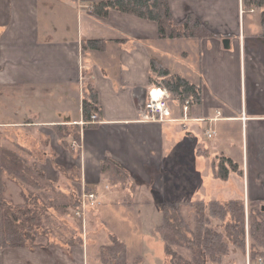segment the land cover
Here are the masks:
<instances>
[{"label": "crops", "instance_id": "crops-1", "mask_svg": "<svg viewBox=\"0 0 264 264\" xmlns=\"http://www.w3.org/2000/svg\"><path fill=\"white\" fill-rule=\"evenodd\" d=\"M100 1L0 0V109L9 115L0 120V149L27 147L59 189L97 195L83 217L43 211L37 246L4 247L1 203L24 204L34 189L0 168V264H101L110 234L127 245L129 264H164L152 244L164 221L158 200L264 204V36L262 25L246 30V13L261 8L169 0L176 20L194 14L217 36L167 39L153 20L114 9L97 14ZM90 40L104 47L84 51ZM153 60L200 85L202 102L186 109L169 98L166 119L144 120L150 90L161 88L150 83ZM85 79L98 91L96 123L84 124ZM221 155L243 175L216 178ZM104 161L125 179L102 172Z\"/></svg>", "mask_w": 264, "mask_h": 264}, {"label": "trees", "instance_id": "trees-1", "mask_svg": "<svg viewBox=\"0 0 264 264\" xmlns=\"http://www.w3.org/2000/svg\"><path fill=\"white\" fill-rule=\"evenodd\" d=\"M243 1L245 7L261 8L262 36H264V0ZM113 9L157 22L161 38L203 40L217 36L194 14H188L184 19L176 20L169 0H103L95 4L93 10L105 16ZM103 47L104 42L90 40L84 44L83 50ZM150 83L168 90L172 99H178L183 103L202 102L203 93L200 85L192 83L182 75L170 73L156 60L152 61ZM82 108L86 121H89L93 114L100 117L102 113L98 91L91 80L83 81ZM69 133L78 137L80 132L74 130ZM20 149L25 155L2 147L0 168L7 176L14 178L27 188H33L34 191L26 195L27 202L24 204L13 206L7 202L1 203V242L4 247L37 246L43 211L53 208L61 215L73 212L76 214L82 202L80 194L66 193L57 187L55 181L48 178L46 170L41 167L38 158L30 149L23 146H20ZM101 170L110 174L114 181L125 179V172L111 161H104ZM231 172L243 175L239 163L232 157L221 155L219 160L213 161V173L216 178L226 181ZM38 201H42V204ZM157 205L164 216V221L158 230L162 233L167 246L168 259L172 260L177 256L183 264H224L232 247L241 249L247 255L246 229L249 223V234L253 241V250L251 249L249 254L252 251L251 258L260 257L263 260L264 211L262 207L264 204L262 201H251L248 209L244 199L190 200L172 203L158 200ZM183 207L194 211L192 224L186 219ZM179 218L180 221L177 223L176 220ZM183 228H186L191 236H188ZM81 239H75V242L80 243ZM110 239L111 243L100 249L101 264H129L127 245L115 235L110 234ZM175 247L186 249L189 257L186 259L177 254ZM140 261L141 259L138 258L137 264H140Z\"/></svg>", "mask_w": 264, "mask_h": 264}, {"label": "rangeland", "instance_id": "rangeland-1", "mask_svg": "<svg viewBox=\"0 0 264 264\" xmlns=\"http://www.w3.org/2000/svg\"><path fill=\"white\" fill-rule=\"evenodd\" d=\"M246 16H247V20L249 21L246 24V27H247L246 30H249L250 27H254L255 28L254 30L259 31L261 28V13L258 11L256 13L247 12ZM6 112L7 111H4V109H0V120L1 121H7L8 120L9 115H7L8 113H6ZM4 130L6 131L7 128H4ZM5 136H7V134ZM228 148L230 149V147H228ZM19 152L22 153V155H25L24 152H22V151H19ZM51 211H52L51 209L50 210L48 209V213H50ZM183 213H184L186 219L189 220V222L192 224L194 211L191 209L190 210L189 209H183ZM161 214H163L162 211H161ZM54 215H57V214H54ZM258 219H259V217H258ZM179 221H180V218L176 220L177 223H179ZM248 222H249V220L247 217V223ZM248 224H247V229H246L247 255L241 249H237L235 247H232V251H231L230 255L226 257L224 264H264V258H263V260L260 257L257 259L251 258L252 257V251L249 254V251L252 249L253 241H252L250 234H249ZM219 228H220V225H219ZM221 229L223 230L222 227H221ZM183 231L186 232L188 236H191L190 232L187 231L186 228H183ZM152 239H153L152 244L154 246V251L157 252L158 258H161L165 262L164 264H183L177 256L174 257L172 260L168 259L167 246H166L164 239L162 237V233L158 230L157 227L153 231ZM174 250L177 252V254L185 257L186 259L189 257V252L186 249H183L180 247H175ZM152 256L156 257L154 254H152Z\"/></svg>", "mask_w": 264, "mask_h": 264}, {"label": "built area", "instance_id": "built-area-1", "mask_svg": "<svg viewBox=\"0 0 264 264\" xmlns=\"http://www.w3.org/2000/svg\"><path fill=\"white\" fill-rule=\"evenodd\" d=\"M158 89V93L155 94L154 91ZM170 98V94L168 90L164 88H153L149 92L148 101L145 104L143 111V119L144 120H164L167 116L170 115L171 111L167 100ZM189 102H186V109H188ZM98 117L96 114L91 116L89 121H85L84 124L96 123L98 122ZM212 136V133L209 134ZM76 146V143L73 144ZM81 206L76 210V214L79 217H83L85 215V210L90 205H95L97 203V195L94 192H85L81 196Z\"/></svg>", "mask_w": 264, "mask_h": 264}, {"label": "water", "instance_id": "water-1", "mask_svg": "<svg viewBox=\"0 0 264 264\" xmlns=\"http://www.w3.org/2000/svg\"><path fill=\"white\" fill-rule=\"evenodd\" d=\"M223 43H224L225 48H229L230 47V39L229 38L223 39ZM262 208H263V211H264V205H263Z\"/></svg>", "mask_w": 264, "mask_h": 264}, {"label": "bare ground", "instance_id": "bare-ground-1", "mask_svg": "<svg viewBox=\"0 0 264 264\" xmlns=\"http://www.w3.org/2000/svg\"><path fill=\"white\" fill-rule=\"evenodd\" d=\"M158 92H159L158 89H156V90L154 91L155 94H157Z\"/></svg>", "mask_w": 264, "mask_h": 264}]
</instances>
